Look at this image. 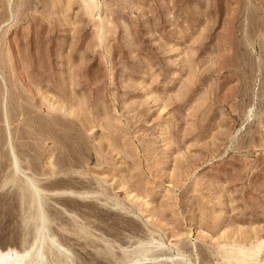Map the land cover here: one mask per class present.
I'll return each instance as SVG.
<instances>
[{
  "label": "rangeland",
  "instance_id": "1",
  "mask_svg": "<svg viewBox=\"0 0 264 264\" xmlns=\"http://www.w3.org/2000/svg\"><path fill=\"white\" fill-rule=\"evenodd\" d=\"M36 189L45 264H264V0H0L5 264Z\"/></svg>",
  "mask_w": 264,
  "mask_h": 264
},
{
  "label": "bare ground",
  "instance_id": "2",
  "mask_svg": "<svg viewBox=\"0 0 264 264\" xmlns=\"http://www.w3.org/2000/svg\"><path fill=\"white\" fill-rule=\"evenodd\" d=\"M15 167L16 168H18L19 169V161H18V159H17V157H15ZM29 181H30V179H29ZM32 181V180H31ZM33 184V183H32ZM34 185V184H33ZM35 188H37V187H35ZM36 191H37V205H36V207H38V213H39V215H40V218H41V227L40 228H38V233L40 234V239H39V242H40V244L38 245V247H37V249L36 250H34L33 251V253L31 254V256L28 258L27 256V258L28 259H30V258H34L35 259V264H45L46 262H45V257H44V248H45V244H46V233H45V231H46V229H47V224H48V222H47V218H46V216H45V214H44V208H43V202H42V200H43V197H42V192L39 190V189H36ZM33 192H34V189H33ZM42 193V194H41ZM72 194V193H71ZM75 195V194H74ZM73 195V196H74ZM76 196H79L78 194L76 195ZM82 197V196H81ZM86 197V196H85ZM48 240V239H47ZM53 240V239H52ZM49 243H51L52 244V242H50V241H48ZM53 243H54V241H53ZM53 245V244H52ZM55 245V244H54ZM47 247H48V245H47ZM46 247V248H47ZM45 248V249H46ZM49 248V247H48ZM48 250V249H47ZM251 251V250H250ZM48 252V251H47ZM49 252H50V250H49ZM252 252V251H251ZM255 254V253H254ZM250 256V255H249ZM157 258V257H156ZM33 259V260H34ZM56 259H58V258H56ZM148 259H152V260H156L155 258H148ZM158 259V258H157ZM243 259V258H242ZM4 259L0 256V264H5V260L3 261ZM59 260V259H58ZM247 260V259H246ZM139 261H141V260H137L135 263H137V262H139ZM252 261V260H251ZM34 262V261H33ZM56 262H57V260H56ZM229 262V261H228ZM32 263V262H31ZM58 263H60L59 261H58ZM236 263V262H235ZM26 264V263H25Z\"/></svg>",
  "mask_w": 264,
  "mask_h": 264
}]
</instances>
